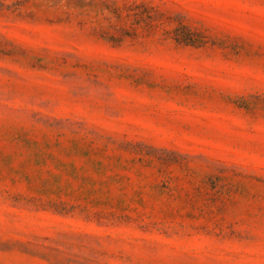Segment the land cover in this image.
Masks as SVG:
<instances>
[{
	"label": "rangeland",
	"instance_id": "374dc122",
	"mask_svg": "<svg viewBox=\"0 0 264 264\" xmlns=\"http://www.w3.org/2000/svg\"><path fill=\"white\" fill-rule=\"evenodd\" d=\"M0 264H264V0H0Z\"/></svg>",
	"mask_w": 264,
	"mask_h": 264
}]
</instances>
